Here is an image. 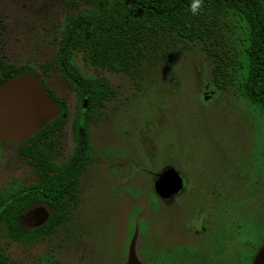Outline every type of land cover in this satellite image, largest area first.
Listing matches in <instances>:
<instances>
[{"label": "rangeland", "instance_id": "obj_1", "mask_svg": "<svg viewBox=\"0 0 264 264\" xmlns=\"http://www.w3.org/2000/svg\"><path fill=\"white\" fill-rule=\"evenodd\" d=\"M0 13L10 57L25 64L34 59L36 65L51 58L50 30L64 18L56 0H0ZM163 56L142 76L115 82L120 90L104 114V161L89 185L94 197L88 219L101 221V242L118 252L119 264L135 234L137 253L151 264H170L180 249L210 248L207 233L194 232L193 219L223 205L227 214L211 218L213 228L226 227L236 237L243 225L245 235L261 239L258 255L264 249V111L241 94L238 79L230 88H218L212 61L199 47L178 44ZM69 62L74 77L93 78L81 58ZM52 79L67 106L79 107L58 70ZM169 171L182 187L162 197L155 188ZM232 246L247 252L237 240ZM256 255L248 253L247 260ZM102 258L103 264L113 260Z\"/></svg>", "mask_w": 264, "mask_h": 264}, {"label": "flooded vegetation", "instance_id": "obj_2", "mask_svg": "<svg viewBox=\"0 0 264 264\" xmlns=\"http://www.w3.org/2000/svg\"><path fill=\"white\" fill-rule=\"evenodd\" d=\"M67 1L56 0L62 8L61 15L64 18L54 30H50L51 58L38 65L34 59H28L31 64H27V61L25 64L23 59L14 60L8 55L9 42L5 37L7 24L0 13V80L3 78L4 84L18 76L11 75L26 69L24 73L34 74L48 95L62 107V112L57 117L26 139L15 142L0 137V264H103L100 259L105 254L113 260L104 264H119L115 260L118 259V252L108 251L107 245L101 242L104 238L101 221L88 219L87 207L92 204L94 197L91 193V179L94 169L104 161L100 131L104 114L119 94L120 87L115 82L123 76L129 80L140 77L145 70H150L160 61L145 64V69L140 73H98L81 59L92 69L94 76L91 79L108 77L115 90L106 107L89 106L88 99L78 95L70 79L61 74L55 59L58 27L65 20L67 12L73 9L67 6ZM5 70L9 72L6 73ZM57 70L61 85L71 88L81 101L79 107L69 108L61 98L60 88L54 85L55 81L52 79V73ZM54 96L60 101L57 102ZM56 119H60L61 123L52 124ZM62 170L64 179L58 180ZM218 208L219 211H214L213 208L211 211L207 210V214L197 213V217L193 219L196 226L194 232L207 233V238L211 241L210 248L202 252L186 248L180 252V249L177 256L170 258L173 260L170 264L257 263L264 251L262 249L256 255L257 248L262 247L258 243L261 239L245 235L243 230L246 228L243 229V225L236 227H239L236 229V237L226 227L221 232L216 231L211 218L218 217L220 213L227 214L225 206ZM251 231L252 229L248 230V235ZM98 238L99 243L96 242ZM236 240L244 244L248 253L254 252L256 257L253 261L247 260V252L235 250L232 243ZM100 246L106 250H100ZM136 247L137 234L132 237L122 264H151L146 254L137 253Z\"/></svg>", "mask_w": 264, "mask_h": 264}, {"label": "trees", "instance_id": "obj_3", "mask_svg": "<svg viewBox=\"0 0 264 264\" xmlns=\"http://www.w3.org/2000/svg\"><path fill=\"white\" fill-rule=\"evenodd\" d=\"M191 2L68 0L73 9L57 30V67L89 106L103 108L115 93L112 82L105 76L72 78L69 61L74 55L98 73H140L179 43L197 46L212 61L218 88H230L238 79L241 94L264 111V0H201L195 16L188 9ZM60 123L56 119L52 124ZM57 179H64V170Z\"/></svg>", "mask_w": 264, "mask_h": 264}, {"label": "water", "instance_id": "obj_4", "mask_svg": "<svg viewBox=\"0 0 264 264\" xmlns=\"http://www.w3.org/2000/svg\"><path fill=\"white\" fill-rule=\"evenodd\" d=\"M61 112L62 107L30 72L13 77L0 87V137L7 141L28 138ZM181 187L179 176L169 171L158 182L156 190L160 196L169 197ZM256 264H264V251Z\"/></svg>", "mask_w": 264, "mask_h": 264}, {"label": "clouds", "instance_id": "obj_5", "mask_svg": "<svg viewBox=\"0 0 264 264\" xmlns=\"http://www.w3.org/2000/svg\"><path fill=\"white\" fill-rule=\"evenodd\" d=\"M188 9L192 15H197L201 10V0H192L190 5L188 6Z\"/></svg>", "mask_w": 264, "mask_h": 264}]
</instances>
